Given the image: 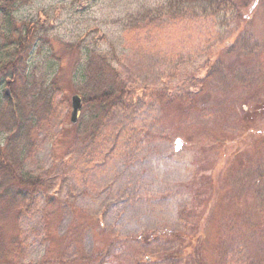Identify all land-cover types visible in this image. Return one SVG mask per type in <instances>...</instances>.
<instances>
[{
  "label": "rangeland",
  "instance_id": "1",
  "mask_svg": "<svg viewBox=\"0 0 264 264\" xmlns=\"http://www.w3.org/2000/svg\"><path fill=\"white\" fill-rule=\"evenodd\" d=\"M170 1L12 0L0 15V264L109 242L96 264H264V0ZM111 84L121 104L94 130L84 105L70 123L72 96Z\"/></svg>",
  "mask_w": 264,
  "mask_h": 264
},
{
  "label": "trees",
  "instance_id": "2",
  "mask_svg": "<svg viewBox=\"0 0 264 264\" xmlns=\"http://www.w3.org/2000/svg\"><path fill=\"white\" fill-rule=\"evenodd\" d=\"M12 0H0V15L3 18V22L5 24H8L9 20H10V16H11V11H9V4ZM235 1V0H234ZM181 2H184V0H182ZM197 2H199L198 4L201 5V8L203 10H208L209 8H211L214 4H222L224 2V0H197ZM230 3L231 5H233V0H225V3ZM180 1L178 0H171L170 1V5L168 7V10H171L173 8H176L179 5ZM30 40V36H27L26 41H22L20 38L17 39V45H22L24 43H27ZM238 47H240L243 51L247 50V47H249V45H246L245 47L242 46L240 43L237 42ZM248 51V50H247ZM249 52V51H248ZM2 63V62H0ZM1 65V64H0ZM8 65V66H7ZM6 66H2L0 67V69H7L10 66V63H7ZM7 70H5L4 72H6ZM12 72V71H11ZM13 74V72H12ZM121 95H122V91L120 89H117L116 86L114 84H111L109 86H107L105 89H103L101 92H97L96 95L94 97H91L89 99H85L83 101V105H84V109H88V112L90 113L89 117H85L84 119H86L85 121V128L88 130H94L95 127L92 128V126L94 124H97V121L100 117H104L106 116V114H108L109 111H111V109L115 108V106L117 107L118 105L121 104ZM90 110V111H89ZM14 113V112H12ZM20 113V112H18ZM83 120V119H82ZM24 119L22 120V114H20V120H19V129L21 130L22 128H25V123H24ZM11 166V165H10ZM8 169H10V167L8 165H6L5 163H1L0 165V174L7 175L8 174ZM11 170V169H10ZM2 175V176H3ZM11 175L13 176V178H9V177H5L6 181H12L14 183H16L17 185H19V187L21 188V192L22 191H26L29 188H33L36 183H34L33 181L31 182L29 179H27L28 181L22 180L20 179L17 175L14 174V170H12ZM20 195V194H19ZM12 201H8V203L11 204ZM151 236L147 235L144 236V240H148ZM192 237V236H191ZM111 242H109V244L107 245V249L111 247ZM106 249V252H104L103 254L97 253V252H92L90 255L85 256L84 253H80V255L78 257H76L74 260H72V263L69 264H96V262H98L99 260H105V258H107L110 253L108 252V250ZM180 254L176 253L175 256L178 257ZM80 261V262H78Z\"/></svg>",
  "mask_w": 264,
  "mask_h": 264
},
{
  "label": "water",
  "instance_id": "3",
  "mask_svg": "<svg viewBox=\"0 0 264 264\" xmlns=\"http://www.w3.org/2000/svg\"><path fill=\"white\" fill-rule=\"evenodd\" d=\"M7 83H10V80H7ZM5 94L9 95L8 88L5 89ZM82 110V102L78 95L71 97V113H70V123L75 124L78 119V114Z\"/></svg>",
  "mask_w": 264,
  "mask_h": 264
}]
</instances>
